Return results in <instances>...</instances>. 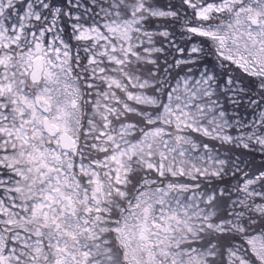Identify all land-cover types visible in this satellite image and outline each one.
Instances as JSON below:
<instances>
[{
  "label": "snow or ice",
  "instance_id": "obj_1",
  "mask_svg": "<svg viewBox=\"0 0 264 264\" xmlns=\"http://www.w3.org/2000/svg\"><path fill=\"white\" fill-rule=\"evenodd\" d=\"M0 264H264V0H0Z\"/></svg>",
  "mask_w": 264,
  "mask_h": 264
}]
</instances>
